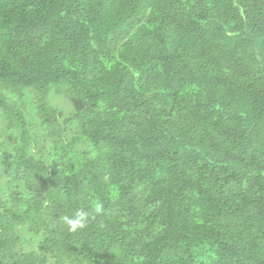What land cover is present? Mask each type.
<instances>
[{
	"label": "trees",
	"instance_id": "16d2710c",
	"mask_svg": "<svg viewBox=\"0 0 264 264\" xmlns=\"http://www.w3.org/2000/svg\"><path fill=\"white\" fill-rule=\"evenodd\" d=\"M0 264H264V0H0Z\"/></svg>",
	"mask_w": 264,
	"mask_h": 264
},
{
	"label": "clouds",
	"instance_id": "9594fccd",
	"mask_svg": "<svg viewBox=\"0 0 264 264\" xmlns=\"http://www.w3.org/2000/svg\"><path fill=\"white\" fill-rule=\"evenodd\" d=\"M103 212L101 204L97 203L93 208H77L71 215L61 216V221L68 233H75L88 227L89 223L95 218V215Z\"/></svg>",
	"mask_w": 264,
	"mask_h": 264
},
{
	"label": "bare ground",
	"instance_id": "6f19581e",
	"mask_svg": "<svg viewBox=\"0 0 264 264\" xmlns=\"http://www.w3.org/2000/svg\"><path fill=\"white\" fill-rule=\"evenodd\" d=\"M224 25V24H223ZM79 144V143H78ZM246 183V182H245ZM156 232V231H155Z\"/></svg>",
	"mask_w": 264,
	"mask_h": 264
}]
</instances>
